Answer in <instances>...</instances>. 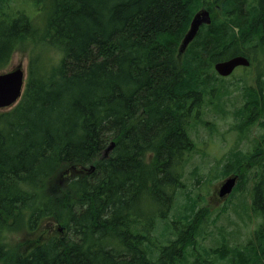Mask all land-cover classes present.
I'll return each instance as SVG.
<instances>
[{"label":"trees","instance_id":"1","mask_svg":"<svg viewBox=\"0 0 264 264\" xmlns=\"http://www.w3.org/2000/svg\"><path fill=\"white\" fill-rule=\"evenodd\" d=\"M39 7L0 0V71L17 51L28 58L21 97L0 111V264H264V131L251 150L230 152L221 171L237 176L228 199L253 179L252 238L202 245L206 208L170 217L195 146L190 128L225 78L214 62L264 56V0ZM202 7L211 23L178 54ZM260 77L243 107L245 121L264 128ZM43 218L58 223L53 235L26 252L9 247L7 233Z\"/></svg>","mask_w":264,"mask_h":264},{"label":"rangeland","instance_id":"2","mask_svg":"<svg viewBox=\"0 0 264 264\" xmlns=\"http://www.w3.org/2000/svg\"><path fill=\"white\" fill-rule=\"evenodd\" d=\"M18 1L30 4V0ZM47 1L37 0L40 7L47 4ZM27 62V54L17 51L7 70L22 65L26 75ZM259 73L260 79L264 80L262 54H258V58L249 66H238L231 75L219 79L217 82L219 97L204 106L199 118L190 128L195 146L184 165L183 187L179 188L170 217L174 218L184 211H190L193 204L194 209L206 208L208 210L206 223L200 228L205 237H198L202 245H215L216 240L222 235L232 245L244 244L252 238L260 219L251 208L252 177L244 184L242 190L230 199L218 195L220 184L228 177L221 174L228 154L234 150L243 152L251 150L264 131L259 124L260 119L257 118L252 123L245 121L244 113L247 111L243 107L244 92L246 88L254 89L257 86ZM261 88L263 105H260V108L264 107V87ZM15 104L0 108V111L9 110ZM231 175L233 174L229 176ZM169 219L171 218L168 217L167 220ZM162 223L163 221L158 223L159 231ZM57 227L58 223L49 218H43L31 229L25 225L21 226L7 233L9 247L17 252H26L33 244L53 235ZM167 228V226L162 228L163 233L167 232Z\"/></svg>","mask_w":264,"mask_h":264},{"label":"water","instance_id":"3","mask_svg":"<svg viewBox=\"0 0 264 264\" xmlns=\"http://www.w3.org/2000/svg\"><path fill=\"white\" fill-rule=\"evenodd\" d=\"M211 23V13L206 7L198 9L191 18L188 29L184 33L179 46L178 54H182L188 44L196 36L200 26L202 24ZM250 59L243 54L233 55L225 59L214 62L213 68L215 72L222 77L229 76L233 73L234 69L238 66H249ZM26 81V75L22 65L9 70L0 71V108L9 107L19 100L22 95ZM114 146V142H111L106 148L107 153ZM93 166V165H91ZM75 172V169H72ZM237 181L236 175L226 177L220 184L218 189V195L225 197L229 194Z\"/></svg>","mask_w":264,"mask_h":264},{"label":"bare ground","instance_id":"4","mask_svg":"<svg viewBox=\"0 0 264 264\" xmlns=\"http://www.w3.org/2000/svg\"><path fill=\"white\" fill-rule=\"evenodd\" d=\"M136 106V105H135ZM141 109V108H140ZM129 132V131H128ZM129 137V136H128Z\"/></svg>","mask_w":264,"mask_h":264},{"label":"flooded vegetation","instance_id":"5","mask_svg":"<svg viewBox=\"0 0 264 264\" xmlns=\"http://www.w3.org/2000/svg\"><path fill=\"white\" fill-rule=\"evenodd\" d=\"M69 176H70V174H69Z\"/></svg>","mask_w":264,"mask_h":264}]
</instances>
